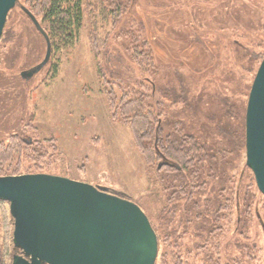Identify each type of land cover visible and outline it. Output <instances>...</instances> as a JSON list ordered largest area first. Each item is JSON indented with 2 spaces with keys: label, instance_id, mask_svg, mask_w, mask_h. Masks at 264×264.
Instances as JSON below:
<instances>
[{
  "label": "rangeland",
  "instance_id": "374dc122",
  "mask_svg": "<svg viewBox=\"0 0 264 264\" xmlns=\"http://www.w3.org/2000/svg\"><path fill=\"white\" fill-rule=\"evenodd\" d=\"M23 3L7 23L15 38L0 44V146L31 144L0 151V173L63 177L130 201L156 235L155 264H264V198L245 166L247 99L264 56V0H82L77 39L51 48L30 80L20 74L43 61L46 43ZM131 100L152 114L161 147L180 133L204 143L209 132L219 148L235 145L230 186L211 197L223 207L214 222L210 216L186 225L182 203L167 227L163 218L175 203L166 205L161 191L154 138L134 142L132 117L123 116ZM225 122L230 136L219 133ZM12 234L9 205L0 201V264L21 256Z\"/></svg>",
  "mask_w": 264,
  "mask_h": 264
},
{
  "label": "water",
  "instance_id": "95a60500",
  "mask_svg": "<svg viewBox=\"0 0 264 264\" xmlns=\"http://www.w3.org/2000/svg\"><path fill=\"white\" fill-rule=\"evenodd\" d=\"M17 1L0 0V38ZM25 13L46 43L43 61L20 74L30 80L48 64L51 47ZM163 166L172 167L163 160L157 169ZM245 166L264 198V56L247 99ZM0 201L9 205L13 247L22 254L12 264H155L157 238L148 218L104 188L43 174L0 177Z\"/></svg>",
  "mask_w": 264,
  "mask_h": 264
},
{
  "label": "trees",
  "instance_id": "16d2710c",
  "mask_svg": "<svg viewBox=\"0 0 264 264\" xmlns=\"http://www.w3.org/2000/svg\"><path fill=\"white\" fill-rule=\"evenodd\" d=\"M24 1V5L29 10V12L37 18V16L42 17V22L47 24L48 28H43L49 38L50 47L65 46L67 44H72L77 39L78 31L82 24V0H20ZM19 3V0L16 4ZM11 12L7 16V20L0 38V44H5L8 41H12L15 38L12 27L8 26ZM28 18V17H27ZM37 20V19H36ZM41 28V29H42ZM145 53V52H144ZM147 55H149L147 53ZM51 56V55H50ZM112 58V57H111ZM180 90L184 92L185 100L189 96L187 92V86L184 83L180 84ZM186 88V89H185ZM172 90H174L172 88ZM127 111L123 116H131L130 128L131 134L134 142H138L140 138L149 139L154 138L153 150L151 148L152 154L158 160L157 166L160 162L165 160L170 163V166H163L157 169V174H163L160 181L164 183L161 186V191L166 193L165 200L166 205L175 203L172 209V215L170 218H165L164 221L167 223V227L172 225L178 215V210L183 203L186 208H184L183 216L179 220H184L186 225H191L193 222H202L204 218L213 217V222L216 217L218 219L217 211H221L222 208L217 205L219 203L217 200L212 201L211 197L213 193L217 197L218 192L216 189L218 186L222 190L230 186V181H232L231 173L235 170V162L233 160L232 152L235 145L228 146L227 149H223L213 141L211 136L213 133H208V139L204 143L196 142L194 137L191 135L185 136L184 140L175 135L173 144H169L166 148L161 147V142L158 141L159 129H152V114L143 113L139 111L138 105L135 104L133 100L128 102ZM133 107H137L138 110H133ZM222 114L221 116H223ZM222 120H227L226 117H222ZM224 127V126H223ZM222 127V128H223ZM157 131V132H156ZM221 136L227 134L231 135V128L229 123L225 122V128L219 131ZM236 141V140H235ZM17 147L28 146L29 142H20V140L12 139L10 141ZM235 143V142H234ZM1 145L0 151L2 153H11V145ZM138 146V144H137ZM232 149V150H231ZM0 173V177H5ZM11 176H15L12 174ZM243 177V175H242ZM242 179V178H241ZM240 177L239 180L241 181ZM216 182H220L219 185ZM239 182V181H238ZM239 184V183H238ZM217 185V186H216ZM217 187V188H216ZM238 185L236 186L237 189ZM173 191H175L173 193ZM169 193V194H168ZM173 198V199H172ZM203 200V201H202ZM168 211L166 212V215ZM213 214H215L213 216ZM177 220V219H176Z\"/></svg>",
  "mask_w": 264,
  "mask_h": 264
},
{
  "label": "flooded vegetation",
  "instance_id": "af4514ba",
  "mask_svg": "<svg viewBox=\"0 0 264 264\" xmlns=\"http://www.w3.org/2000/svg\"><path fill=\"white\" fill-rule=\"evenodd\" d=\"M49 40V39H48ZM50 43V42H49ZM21 254V253H20ZM21 256H22V254H21Z\"/></svg>",
  "mask_w": 264,
  "mask_h": 264
}]
</instances>
